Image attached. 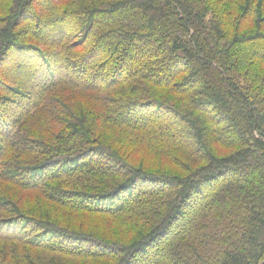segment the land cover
Here are the masks:
<instances>
[{"label": "trees", "instance_id": "16d2710c", "mask_svg": "<svg viewBox=\"0 0 264 264\" xmlns=\"http://www.w3.org/2000/svg\"><path fill=\"white\" fill-rule=\"evenodd\" d=\"M263 45L264 0H0V264H264Z\"/></svg>", "mask_w": 264, "mask_h": 264}, {"label": "rangeland", "instance_id": "374dc122", "mask_svg": "<svg viewBox=\"0 0 264 264\" xmlns=\"http://www.w3.org/2000/svg\"><path fill=\"white\" fill-rule=\"evenodd\" d=\"M243 50L245 51L246 50V48L244 47L243 48ZM258 51L259 52H261V51H264V45L261 47V48H259L258 49ZM156 161L155 160H152V159H148V162H147V166L148 165H150V166H152V167H156V163H155ZM141 190V189H140ZM87 219V216L86 215H83V216H77V220H86ZM26 224H24L23 226H25ZM22 226V225H21ZM29 231H32L31 229H29ZM57 241V240H56ZM87 261V263H89V261L88 260H86Z\"/></svg>", "mask_w": 264, "mask_h": 264}]
</instances>
